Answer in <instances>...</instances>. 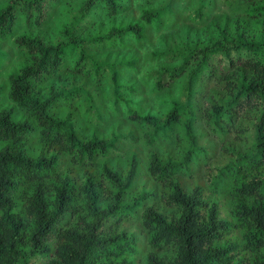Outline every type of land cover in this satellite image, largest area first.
I'll return each mask as SVG.
<instances>
[{"label": "trees", "instance_id": "obj_1", "mask_svg": "<svg viewBox=\"0 0 264 264\" xmlns=\"http://www.w3.org/2000/svg\"><path fill=\"white\" fill-rule=\"evenodd\" d=\"M0 1V39L11 40L25 54V64L8 76L9 106L2 104L0 88V264H23V248L39 254L38 264H130L122 254L133 253L134 247L112 229L122 213L112 199L120 202L121 192L112 194L92 174L83 184L73 174L61 175V163L48 155L66 151L73 156L76 145L75 121L56 112L61 104L70 105L67 88L75 76L88 75L81 58L69 63L72 51L84 52L88 45L110 48L117 38L139 39L141 24L159 21L176 0L143 11L141 24L110 27L95 39L88 38L100 30V19L125 10L127 0H82L79 23L63 24L60 41L30 29L43 26L57 0ZM190 1L197 25L211 20L219 4L246 6L237 11L245 21L212 23L204 41L184 55L177 51L154 58L159 71L154 91L184 81V102L162 125L155 123L153 134L171 141L181 161L160 165L152 159L146 166V176L163 189L162 206L155 203L141 213L149 247L143 264H264V44L246 28L253 21L264 31V0ZM21 25L29 33L18 32ZM151 119L145 117L148 123ZM251 127L254 138L248 145ZM201 142L209 150L206 159L217 150L238 153L235 164L229 162L211 186L218 195L193 179L199 163L198 158L191 163V150ZM80 149L101 154L105 144L86 141ZM139 170L132 159L127 177ZM102 173L113 185L123 179L110 168ZM225 202L228 216H222Z\"/></svg>", "mask_w": 264, "mask_h": 264}, {"label": "rangeland", "instance_id": "obj_2", "mask_svg": "<svg viewBox=\"0 0 264 264\" xmlns=\"http://www.w3.org/2000/svg\"><path fill=\"white\" fill-rule=\"evenodd\" d=\"M81 1L53 2L47 21L39 29L30 28L31 33L38 31L40 35L53 41L63 40V24L79 23L78 4ZM168 2L169 0H127L125 10L112 17H102L100 30L88 39L103 35L110 27L124 28L132 23L141 24L143 11L166 8ZM3 4L0 1V8ZM261 4L260 1L256 2L258 6ZM232 8L219 4L212 13L211 20L204 25H197L196 21H192L194 16L198 18L196 5L190 0H176L170 11L166 8L162 13L161 22L159 20L154 21L152 25L141 24L143 27L139 39L117 38L110 48L88 45L84 52L76 48L71 53L69 63L74 58H81L88 75L75 76L73 83L67 88L70 105L65 102L56 112L60 117L75 121L76 145H73V156L66 151L51 152L48 156H54L55 160L61 163L57 170L61 175L73 174L77 181L83 184L85 176L92 174L94 179L99 180L112 194L121 192L120 202L114 197L112 199L122 211V215L115 216L119 219L113 223L112 229L115 235L124 236L120 238L121 242L127 239L134 247L133 253L122 254L131 261L130 264H143L149 251L148 234L141 226L143 209L156 205L155 203L162 206L159 196L163 188L159 184L153 185L154 181L146 176V166L152 159H156L160 165H175L181 161L171 141L163 140L159 136L154 138L153 134L156 126L163 124L168 113L184 102V81L180 80L166 89L154 91L153 85L159 75L158 62L154 58L159 54L177 51L184 55L197 45V41H204L213 27L212 23L219 26L225 21L233 26L236 23H244L245 18L237 11H245L246 6ZM246 25L249 33L256 35L255 42L264 44V31L260 24L249 21ZM18 32L29 33V29L21 25ZM18 48L11 40L0 39V88L4 106L10 105L6 96L8 76L17 73L25 64L24 51ZM14 113L15 117L21 115L16 109ZM185 114L183 123L187 118ZM130 115L135 117L130 118ZM146 116L152 118V123L145 121ZM250 129L248 145H252L254 138L253 128ZM96 140L105 144L103 153L87 154L79 150L81 143ZM31 144L36 147L37 141H31ZM203 146L201 142L199 147L195 146L191 150V163H195L197 158L199 163V173L193 179L198 180L203 188L214 191L211 186L218 180L220 171L229 162L234 165L238 153L233 149L230 153L217 150L206 159L209 150H204ZM132 159L138 161L140 170L133 178H128L127 170ZM106 168L119 172L123 177L121 182L113 185L102 173ZM151 192H154L152 196ZM215 194L218 195V191ZM105 203L106 201L103 204ZM224 206L222 216L229 214L228 203L225 202ZM21 253L23 264H38L40 259L37 252L23 248Z\"/></svg>", "mask_w": 264, "mask_h": 264}]
</instances>
